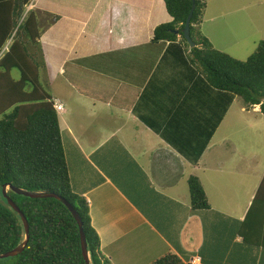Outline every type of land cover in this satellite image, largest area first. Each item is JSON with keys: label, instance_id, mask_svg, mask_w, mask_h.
Masks as SVG:
<instances>
[{"label": "crops", "instance_id": "crops-1", "mask_svg": "<svg viewBox=\"0 0 264 264\" xmlns=\"http://www.w3.org/2000/svg\"><path fill=\"white\" fill-rule=\"evenodd\" d=\"M30 2L55 18L40 38L43 79L53 101L63 105L60 131L71 188L89 203L103 257L112 264H150L171 251L193 264H264V247L247 246L239 235L264 177L256 152L242 160L253 171L248 200L243 184L236 203L215 205L208 198V209L191 207V175L209 179L207 171L225 163L226 176L218 178H235V185L245 179L234 171V153L227 157L228 137L217 139L238 96L211 87L178 41H153L154 29L173 19L164 0ZM222 6L228 11L212 18L264 12V0H206V11ZM246 14V21L255 17ZM127 56L126 75L116 79L104 70L112 64L104 61ZM84 66L97 76L75 74ZM60 75L66 83L59 84ZM241 111L263 115L259 105ZM148 240L158 250L149 257L137 250L150 249Z\"/></svg>", "mask_w": 264, "mask_h": 264}, {"label": "trees", "instance_id": "trees-1", "mask_svg": "<svg viewBox=\"0 0 264 264\" xmlns=\"http://www.w3.org/2000/svg\"><path fill=\"white\" fill-rule=\"evenodd\" d=\"M31 0H0V254L18 246L25 234L19 214L3 196V185L55 192L71 202L80 214L91 264H112L100 250V237L91 224L89 203L71 188L62 144L56 102L40 81L44 60L37 8ZM172 21L158 25L153 41H178L190 64L214 89L231 92L246 108L260 106L264 115V40L246 59H237L214 47L198 29L206 0H164ZM194 46L183 34L187 16ZM52 17V22L54 21ZM6 41L8 48L3 51ZM5 44V45H4ZM18 71V77L13 76ZM191 207H210L196 175L188 178ZM24 212L30 228L27 245L20 253L0 259V264H86L77 221L55 197L31 198L7 191ZM239 235L247 246L264 247V177L243 219ZM150 264H193L168 252Z\"/></svg>", "mask_w": 264, "mask_h": 264}, {"label": "rangeland", "instance_id": "rangeland-1", "mask_svg": "<svg viewBox=\"0 0 264 264\" xmlns=\"http://www.w3.org/2000/svg\"><path fill=\"white\" fill-rule=\"evenodd\" d=\"M232 1L235 2V0ZM206 8L204 10L202 22L197 27L212 42L215 48L226 52L237 59L246 60L255 51L259 41L264 40L263 11L257 12L258 10L256 9L246 11L241 10L242 12H238L236 16L235 12H232L225 15V18L218 16V18L216 19L212 17L216 16V14H221L227 7L224 9V6H222L219 8H213L211 10L209 9V11H206ZM250 8L253 9V7ZM228 9L229 8H227L226 11H228ZM246 12H251L255 17H252V19H247L246 21ZM244 14H246V16ZM52 17V14L43 11L42 9L38 11L39 22L42 27H44V30H47L52 25ZM239 17L241 18L239 19ZM241 23H243V25L247 23V25H245L243 28L240 26V29H238V25H240ZM205 26H207V28L210 30H204ZM5 46H3V50ZM38 59L43 63V66L40 68V81L43 87L47 90L48 82H46V79H43L47 77L46 63L42 58L39 57ZM90 60V58L87 60L83 59L81 62L84 65V63H88L90 62ZM131 61L132 56L119 58L118 63L115 58L111 61H104L105 65L112 63L104 70L107 71L112 77L119 79V76H124L127 74L129 70L127 65L129 63L132 64ZM83 69L85 70H80L75 74H79V76H82L83 74L86 75L84 76V79H86L87 77L93 79L97 76L96 74L86 70L85 66L83 67ZM101 69L102 68H99V70ZM13 76L18 77L17 70H13ZM63 80L64 77L60 75L58 77L59 84L66 83V81ZM72 80V78L68 79L67 85L71 84ZM58 81L56 83H58ZM49 91L51 92L50 89ZM243 105V100L240 97H237L236 102L232 106L231 111L228 113L224 121L223 127L220 130V136H218L217 139L220 140L222 136L228 137L231 143H229L228 146H225L228 155L227 157H229L230 154L234 153L235 160L238 161L236 163L237 167L234 166V171H239V174H242L245 179H237L235 185V178L231 179L229 183L228 180L230 178H218L219 175L226 176V172L223 173L222 171L225 163H220L218 166L219 168L214 167L212 171H207V175H210L209 179L205 178V174H200V180H202L201 183L205 186V188L204 186L203 188L207 193V197L209 198L211 204L216 205L220 202H223L224 199H227L228 202H238L241 197H234V195H236L237 191L240 190V187L243 184L246 185V192H244V194L242 195V199L243 201L248 200L252 185V180L248 179V173L253 174V171L249 172L250 169L247 170L249 162L245 163V161L243 162L242 160L249 156L248 154L250 152L257 153V166L261 165L264 168V115H260L252 111H241V107ZM62 110L63 107L60 111ZM235 151L237 153H235ZM216 156H218V158H222L221 152H218ZM234 163L235 162H231V165H233ZM257 170L258 169L255 166V171L257 172ZM232 185L235 186L231 190H229ZM225 205L226 208L229 206L226 202ZM143 236L145 238H148L144 234ZM151 243L149 244L148 240V246L150 249H148L147 251L145 248L143 249L137 247L138 252L140 254H148L152 252L151 255H156L158 253V250L155 249L157 246L155 245V243ZM151 255L148 254L145 256L149 257Z\"/></svg>", "mask_w": 264, "mask_h": 264}, {"label": "water", "instance_id": "water-1", "mask_svg": "<svg viewBox=\"0 0 264 264\" xmlns=\"http://www.w3.org/2000/svg\"><path fill=\"white\" fill-rule=\"evenodd\" d=\"M194 7H195V4L193 3L191 10L187 16L186 22H185V28L183 30V34H184L185 38L187 39V41L189 42L190 46H194V42H193L191 35H190V23H191V18L193 15ZM8 189L13 190L17 194H21V195L31 197V198L55 197V198H58L61 202H63L67 206V208L70 210L71 214L73 215V218L78 223L82 254H83V257H84L86 264H91L90 253H89V250L87 247L86 234L84 231V223H83V220H82L80 214L78 213V211L76 210V208L74 207V205L71 202H69L67 199L58 195L55 192H51V191H47V190H27V189H24L21 187H16V186L9 184V183L3 185V189H2L3 190V196L8 201L9 205L19 214V216L23 222V225H24L25 234H24V238H23L22 242L18 246H16L15 248H13L12 250L1 253L0 259L10 257V256H15L16 254L23 251V249L25 248V246L28 243L29 236H30V234H29L30 228H29L28 220H27L24 212L20 209V207L8 195V193H7Z\"/></svg>", "mask_w": 264, "mask_h": 264}, {"label": "built area", "instance_id": "built-area-1", "mask_svg": "<svg viewBox=\"0 0 264 264\" xmlns=\"http://www.w3.org/2000/svg\"><path fill=\"white\" fill-rule=\"evenodd\" d=\"M30 8H32L31 2L28 4V9H30ZM56 107H57L58 111H60L62 109V104H56Z\"/></svg>", "mask_w": 264, "mask_h": 264}, {"label": "clouds", "instance_id": "clouds-1", "mask_svg": "<svg viewBox=\"0 0 264 264\" xmlns=\"http://www.w3.org/2000/svg\"><path fill=\"white\" fill-rule=\"evenodd\" d=\"M28 7V6H27ZM28 9V8H27ZM31 9V8H30ZM29 10V9H28ZM9 43H10V41H8V44L4 47V50L6 49V48H8V45H9ZM4 50H2V51H4ZM2 54H3V52H2ZM54 102H56V104H61V103H59L57 100H54ZM62 107H63V105H62ZM59 112H61V111H59Z\"/></svg>", "mask_w": 264, "mask_h": 264}]
</instances>
